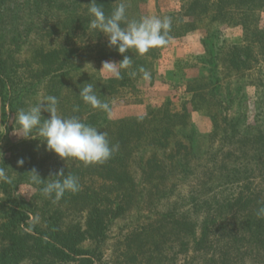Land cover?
I'll return each mask as SVG.
<instances>
[{"label": "rangeland", "instance_id": "374dc122", "mask_svg": "<svg viewBox=\"0 0 264 264\" xmlns=\"http://www.w3.org/2000/svg\"><path fill=\"white\" fill-rule=\"evenodd\" d=\"M91 2L80 0L74 10H68L67 7L48 6L42 0H0V47L13 49L14 58L21 63L31 61L38 49L76 47L75 50L83 55L78 59L81 69L70 77L71 80L69 78V82L83 80L80 83L85 87L100 79L101 83L93 85L94 90L98 97L105 92L104 99L110 105L106 117L111 122L145 117L162 106L168 108L169 114L187 108L189 125L185 129L174 126L176 134L169 140L167 152L174 156L176 143L188 144L183 136L195 131L198 157H192L187 149L181 148L179 157L189 171L179 172L172 166L167 173L163 166L154 162L150 164L152 168L147 177L137 174V180L143 181L142 186L129 196L122 214L109 221L105 239L99 241L89 235L90 239L82 244L83 250L95 253V264H264V216H257L259 209L264 207V138H260L257 147H240L242 135L248 138L264 132V55H258L250 63L253 67L250 71L237 70L228 61L232 48L246 46L255 30L237 26L235 22L240 17L237 12L222 18L216 16L215 0H211L210 12L206 15L199 12V16L188 11L193 0H113V10L121 2L126 4L129 22L143 17H170L176 26L181 25L180 20L192 26L183 36L169 38L168 43L161 46L157 57L151 61L149 80L133 79L130 86L119 87L111 94L109 90H101V84L103 86L114 77L101 70L105 61L97 58L98 46L108 41L103 33L90 27L92 17L88 9ZM258 16L259 25L264 28V7ZM92 47H95L93 55H88ZM253 50L256 55L257 49ZM214 55L219 59L218 78L225 87H231V96L236 97L233 107L225 111L214 105L200 108L189 92L190 86L195 89L208 81L209 67L204 62ZM107 61L119 63L116 59ZM202 75L206 80H201ZM66 93L69 94L67 90ZM225 93L224 88L216 92L220 97ZM43 94L41 91L31 95L27 101L29 105L19 110H29L45 98ZM17 112L12 113L9 104L4 106L0 96V167L11 179V183L0 181V203H7L9 196L17 201H33L40 185L31 182L29 172L35 168L43 180L52 165L47 162L37 167L46 155V144L35 133L29 139L19 136L22 133L15 122ZM47 114L42 112V115ZM227 115L230 119L241 116L242 121L234 127L233 123L223 121ZM159 116L154 114L155 118ZM213 116L220 126L215 133ZM110 129V133L116 130L114 125ZM225 133L234 138L223 141ZM21 159L22 166L17 163ZM61 160L60 167L73 164L86 167L73 159ZM79 178L82 187L93 189L99 200L107 197L117 201L120 196L118 190L104 189L105 181L97 175L86 173ZM160 190L168 195L158 194ZM239 196L242 202L228 207V203L233 204ZM194 200L205 203V207L193 206ZM51 202L55 206L61 203L53 199ZM89 205L81 201L78 210L72 204L61 206L63 210L57 216L59 224H80L83 231L88 230ZM61 207L57 205L53 211ZM37 208L40 222L44 209ZM207 217L217 225L201 239L203 220ZM34 220L32 217L30 222ZM22 264L34 263L27 260Z\"/></svg>", "mask_w": 264, "mask_h": 264}, {"label": "trees", "instance_id": "16d2710c", "mask_svg": "<svg viewBox=\"0 0 264 264\" xmlns=\"http://www.w3.org/2000/svg\"><path fill=\"white\" fill-rule=\"evenodd\" d=\"M79 1L42 0L48 6L67 7L69 8L68 10H74ZM112 2L113 0H98L97 5L103 8L106 15H110L113 11ZM213 4L216 16L222 18L225 15L228 16L230 13L237 12L240 17L235 24L241 26L244 30H250L251 28L255 30L252 40H248L246 45L248 47L235 46L228 57V61H230L233 68L244 71L252 70L253 67L250 63L255 61L258 55H264V28L260 27L258 16V12L264 7V0H215ZM210 5L211 0H193L189 4L188 11L196 16H199V12L201 15H206L210 12ZM229 21L231 22L232 18H229ZM179 23L181 24L180 26H176L173 22L171 23L168 39L183 36L184 33L189 31V27L192 26L191 23L183 20H180ZM86 29L87 26L84 28L85 32L87 31ZM245 39L247 40V38ZM70 47L67 46L50 51L38 49L32 60H28L25 63H21L14 58L13 49L0 47V96L3 105L9 104L10 111L15 113L21 107L29 105L27 101L30 100L31 95H36L42 91L45 97L52 95L57 98V113L59 116L62 115V118L77 116L82 122L96 127L101 132L107 130L110 143L119 146L118 150L114 152L107 162L88 165L84 168L74 164L60 167L63 164L61 163V158L51 151H46L44 159L37 167L40 168L46 165L47 162L52 164L47 171V176L43 179L45 181L50 178V175H54L60 170H63L65 175L72 174L77 177L79 183L81 175L83 176L86 173L97 175L105 181L104 189L106 188L108 191L118 190L120 196L117 201H111L107 197L99 200L97 199L98 194L93 189H84L82 183H80L79 192L75 194L65 193L64 197L60 199L61 203L57 204L58 207L72 204L78 210V205H81V201L90 203L87 220L88 230L86 231H83L80 224L69 226L59 224L57 216L60 215L63 208H59V211H53L54 208H57V205L55 206L51 202L53 197H45L42 194L41 188L44 185L38 187L40 191L31 202L17 201L16 198L9 196L7 203H0V243L2 244L0 248V264H22L27 260H31L34 264H45L47 262L50 264H68L70 262L74 264H95V253L89 254L84 251L82 244L87 239H90L89 235L95 240L101 241L105 239L108 223L115 219L116 215L122 214L126 203L129 202V196L142 186L143 181L137 180L136 175L147 177L150 167L152 168L150 164L154 162L163 166L167 173H170L172 166H175L179 172L189 171L185 168L187 166L183 159L179 157L181 156V148L187 149V154L192 157H198V145L195 142L198 135L195 131L183 136V138L188 140V144L183 142L176 143L174 156H172L171 152V154L167 152L170 147L169 140L176 134L174 126L180 125L182 129H185L189 125L187 108L175 114H169L168 108L164 109V106H162L160 110L153 112L161 115L156 118L152 113L145 117L111 122L104 111L92 109L86 104L79 95V92L84 88L80 83L83 80H80V82L77 80L69 82V78L76 75L81 69L79 61L83 58V55H80L75 50L76 47ZM98 47H100L97 54L99 61L116 59L120 62L123 60L124 55H127L132 60L128 69H121L120 79L114 78L104 83L102 82L104 85L102 86L101 84V90H109L111 94L118 90L119 87L130 86L133 79L142 78L143 73L139 71L141 68L149 72L150 67H152L151 61L157 57L161 48H152L144 55H138L135 50L130 49L129 52L121 55L115 48L109 47L108 42H104ZM254 47L257 49L256 55L253 50ZM94 48L92 47L87 54L93 55ZM204 63L206 67H209L210 76L207 78L208 81L205 84H199L195 89L190 86L189 92L198 101L200 108H209L214 105L220 110H228L233 107L236 97L231 96V87L229 85L225 87V83L218 78V56L214 55ZM133 72L136 73L135 76L131 75ZM201 80H206L203 75ZM97 83H101L100 79L95 81L93 85L97 86ZM77 84L80 85L77 87ZM222 88L226 90L224 97L216 94ZM66 90L69 94L66 93ZM95 93L97 92L95 91ZM104 93L99 96L100 100L101 98L104 99ZM101 101L106 102L105 99ZM238 106L240 107V104ZM88 108L91 109V112H86ZM42 117L45 119L50 118V114L42 115ZM241 118L240 116L239 118L233 117L230 119L227 115L223 121L233 123L234 127H237L242 121ZM211 120L215 126V133L220 128L219 121L214 116L211 117ZM113 125L116 130L110 133V127ZM263 134L264 132L261 131L257 136H249L248 138H246V135H242L240 137L242 143H240V147L241 145L244 148L249 145L250 147H257L261 143L260 138H264ZM223 136V141L234 138V135L227 133ZM217 154L218 152L215 155ZM258 156L257 161L260 159ZM170 158L175 160L174 163L171 162ZM159 169L161 168L159 167ZM23 176L24 174L20 175L21 178ZM3 186L6 187L7 185L3 183ZM157 193L162 196L168 195L164 190L157 191ZM242 200V197L239 196V198L233 200V204L229 202L228 207L239 204ZM193 206L205 207V203L194 200ZM37 207H43L44 209L41 223L38 219L36 209L39 208ZM32 217H35V220L30 222ZM216 225L212 222L211 217L204 219L201 239L206 237L209 230Z\"/></svg>", "mask_w": 264, "mask_h": 264}, {"label": "clouds", "instance_id": "9594fccd", "mask_svg": "<svg viewBox=\"0 0 264 264\" xmlns=\"http://www.w3.org/2000/svg\"><path fill=\"white\" fill-rule=\"evenodd\" d=\"M88 12L92 19L89 24L91 29L103 33L107 37L108 46L113 47L121 55L129 50H135L138 55L146 54L150 49L164 46L168 43V33L171 29V18L143 17L140 20L128 21L126 4L121 2L110 15H106L103 8L92 0ZM125 26L122 27L121 25ZM132 60L127 55L119 63L105 61L102 69L111 77L120 79L121 69H128ZM117 65L119 67H117ZM145 81L150 79V73L141 68ZM131 75L135 76L133 72ZM82 100L93 109L110 113V105L99 99L94 86L87 83L79 92ZM58 100L55 96L48 95L36 103L29 110L21 109L15 114V122L24 139L33 138L34 133L42 138L46 150L55 153L63 160L73 159L82 162L85 166L97 165L107 162L118 145H112L106 132L99 131L96 127L86 124L77 116L62 118L57 115ZM76 111V109H74ZM42 112L50 114V118H43ZM2 156V154H0ZM18 165H23V159L18 160ZM33 184L44 185L41 192L45 197H53L59 201L66 192L75 194L80 191L78 178L72 174L65 175L63 170L58 171L50 178L42 180L38 171L33 168L30 172ZM0 181L11 183V179L0 167ZM257 216H264V207L257 212Z\"/></svg>", "mask_w": 264, "mask_h": 264}]
</instances>
